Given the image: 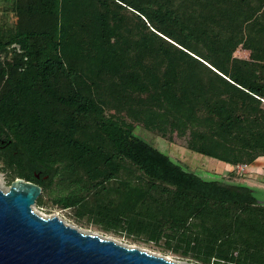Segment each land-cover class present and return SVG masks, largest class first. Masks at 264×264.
I'll use <instances>...</instances> for the list:
<instances>
[{
  "label": "trees",
  "instance_id": "obj_1",
  "mask_svg": "<svg viewBox=\"0 0 264 264\" xmlns=\"http://www.w3.org/2000/svg\"><path fill=\"white\" fill-rule=\"evenodd\" d=\"M5 11L16 19L0 18V153L42 186L38 205L48 195L205 264H264L258 190L199 175L135 132H177L234 165L264 156V84L231 70L239 46L264 61V0H10Z\"/></svg>",
  "mask_w": 264,
  "mask_h": 264
},
{
  "label": "water",
  "instance_id": "obj_2",
  "mask_svg": "<svg viewBox=\"0 0 264 264\" xmlns=\"http://www.w3.org/2000/svg\"><path fill=\"white\" fill-rule=\"evenodd\" d=\"M42 191L23 178L0 187V264H188L44 217L33 210Z\"/></svg>",
  "mask_w": 264,
  "mask_h": 264
},
{
  "label": "rangeland",
  "instance_id": "obj_3",
  "mask_svg": "<svg viewBox=\"0 0 264 264\" xmlns=\"http://www.w3.org/2000/svg\"><path fill=\"white\" fill-rule=\"evenodd\" d=\"M9 4L10 0H0V18H4V15H9L7 16L9 21L14 22L16 19L14 14L12 12L6 13L5 11ZM7 58L12 62L17 61L12 51ZM231 70L233 73H237L249 80L256 79L264 84V61L255 59L251 51L244 49L242 46H239L233 54ZM261 99L262 108H264V97H261ZM135 132L148 140L153 146L179 160L199 175L228 178L234 182L245 183L256 188L258 190L256 193L257 196L261 202H264V156L256 158L253 162L243 160L239 164H232L230 166L229 163L190 150L187 147L188 136L182 137L177 132L172 134V140L146 129L141 124L136 125ZM18 178L27 180L25 176L18 175L15 170L10 169L3 155L0 153V187L4 191H8L11 184ZM122 184L123 180L121 179H113L106 183L107 186H119ZM44 199L45 203L43 205H38L37 203L33 205V210L44 217L58 216L66 224L74 226L84 233L98 234L102 237L113 239L125 246L137 247L171 260L188 264H205L192 253L184 255L180 251L176 252L173 248H169L166 243V238H162L156 242L148 240L145 234L138 236L129 235L123 230L119 232L114 230L107 231L103 226L90 222L87 217L77 216V209L60 208L56 204H53L48 195ZM210 264L216 263L211 261Z\"/></svg>",
  "mask_w": 264,
  "mask_h": 264
},
{
  "label": "crops",
  "instance_id": "obj_4",
  "mask_svg": "<svg viewBox=\"0 0 264 264\" xmlns=\"http://www.w3.org/2000/svg\"><path fill=\"white\" fill-rule=\"evenodd\" d=\"M229 165H232V164L229 163Z\"/></svg>",
  "mask_w": 264,
  "mask_h": 264
}]
</instances>
